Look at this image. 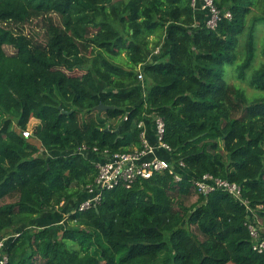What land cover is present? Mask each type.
Returning a JSON list of instances; mask_svg holds the SVG:
<instances>
[{
	"label": "trees",
	"instance_id": "16d2710c",
	"mask_svg": "<svg viewBox=\"0 0 264 264\" xmlns=\"http://www.w3.org/2000/svg\"><path fill=\"white\" fill-rule=\"evenodd\" d=\"M213 1L230 14L214 30L191 0H0L6 264H264L245 206L193 184L209 174L239 185L264 227V0ZM155 117L171 150L158 156L182 181L156 174L74 212L97 176L87 154L140 150V122L154 144ZM55 209L65 226L45 224Z\"/></svg>",
	"mask_w": 264,
	"mask_h": 264
},
{
	"label": "built area",
	"instance_id": "2783aa9c",
	"mask_svg": "<svg viewBox=\"0 0 264 264\" xmlns=\"http://www.w3.org/2000/svg\"><path fill=\"white\" fill-rule=\"evenodd\" d=\"M190 5L194 11L204 13V24L208 29L214 30L222 19H230L229 12L226 11L222 13L216 8L213 0H191ZM158 52L157 48L154 54ZM138 79L141 86H143L141 73H138ZM153 123L155 128L154 144H148L146 140L145 124L144 122H140L137 125V127L141 129L139 136L141 141L140 150H136L132 153L109 154L106 150L100 153L96 149H93L90 154H87L89 156L94 155L95 157L93 164L97 169V176L92 184L85 187L86 198L80 202L74 212H83L91 208H96L101 202L103 194L114 189V187L118 185H122L125 189H130L136 181L148 180L156 174L168 173L173 177L175 182L182 181V176L178 174L175 166L170 161L158 156V151L170 153L171 150L163 141V120L160 117H155ZM22 134L26 138L30 136L29 131H24ZM87 152L88 150L84 147L78 151V153L84 156H86ZM178 167L183 168V163L180 162ZM193 184L197 192L202 195H207L214 191H222L245 206L247 212L246 223L249 236L252 240V250L259 254L264 253V238L262 237L264 227H262L260 222L252 215V210L249 207L248 201L242 199V190L239 185L209 174H205L199 179L193 180ZM8 238L10 237L8 236L0 240V264H6L7 262L4 247L5 241Z\"/></svg>",
	"mask_w": 264,
	"mask_h": 264
},
{
	"label": "rangeland",
	"instance_id": "374dc122",
	"mask_svg": "<svg viewBox=\"0 0 264 264\" xmlns=\"http://www.w3.org/2000/svg\"><path fill=\"white\" fill-rule=\"evenodd\" d=\"M29 29L34 30L35 33L40 34V36H41V33L42 32L40 30H38V25H30V28ZM263 37H264V31H259L258 32V41H257V47L258 48L260 47V42L262 41ZM38 38H39V36H38ZM161 47H162V50L160 49ZM157 48H158V51H159V49L161 50V54H162V51H163V45H162V43ZM152 50H155V49H152ZM11 51H12L11 49L6 48V52L10 53ZM261 62H264V58L258 55L257 56V59H256V63L254 65L257 66L258 63H261ZM229 70H230V68L229 67H226V76H227V73H228ZM76 74H79V73H76ZM228 81H229V79H228ZM242 87L246 88L245 85H242ZM247 90H248V92L252 93L251 92V89L248 88ZM37 124H38V121L37 120L31 119L29 121V123H28L27 130L29 132H31V130L33 129V127H35ZM39 155H41V156H43L45 158H49L50 153H48L47 151H45L42 148H40ZM91 157L93 158V156H91ZM65 208H66V206L64 207V209ZM64 209H62V210L64 211ZM61 211L58 210V209H55V210L51 211L50 214L47 216V219H48L49 222H46L45 224H47V225L62 224L63 226H65L66 225L67 214L66 213L64 214V212L62 213ZM45 224L40 223V222H39V224L38 223H34V224L31 225V227L32 226H34V227H39V226L40 227H43Z\"/></svg>",
	"mask_w": 264,
	"mask_h": 264
},
{
	"label": "crops",
	"instance_id": "0c3cea01",
	"mask_svg": "<svg viewBox=\"0 0 264 264\" xmlns=\"http://www.w3.org/2000/svg\"><path fill=\"white\" fill-rule=\"evenodd\" d=\"M145 133H146V140H147V142H148V144H152L151 142H150V139H149V134H148V127L145 125ZM159 152V151H158ZM158 152H157V154H158ZM44 217V216H43ZM43 217H40V218H38L37 220H36V223L38 222H40V223H42V222H44L45 221V219L46 218H43ZM65 219V218H64Z\"/></svg>",
	"mask_w": 264,
	"mask_h": 264
},
{
	"label": "water",
	"instance_id": "95a60500",
	"mask_svg": "<svg viewBox=\"0 0 264 264\" xmlns=\"http://www.w3.org/2000/svg\"><path fill=\"white\" fill-rule=\"evenodd\" d=\"M106 107H103V106H98L97 109L98 110H102V109H105Z\"/></svg>",
	"mask_w": 264,
	"mask_h": 264
}]
</instances>
